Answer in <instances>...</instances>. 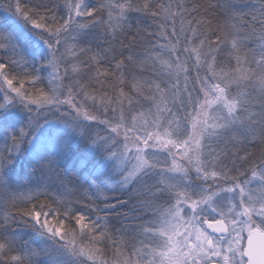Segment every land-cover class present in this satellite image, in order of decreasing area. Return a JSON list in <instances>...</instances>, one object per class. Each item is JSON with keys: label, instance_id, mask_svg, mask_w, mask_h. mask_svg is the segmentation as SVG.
Listing matches in <instances>:
<instances>
[{"label": "snow or ice", "instance_id": "6c2138e0", "mask_svg": "<svg viewBox=\"0 0 264 264\" xmlns=\"http://www.w3.org/2000/svg\"><path fill=\"white\" fill-rule=\"evenodd\" d=\"M5 11L0 264H264V0Z\"/></svg>", "mask_w": 264, "mask_h": 264}, {"label": "trees", "instance_id": "16d2710c", "mask_svg": "<svg viewBox=\"0 0 264 264\" xmlns=\"http://www.w3.org/2000/svg\"><path fill=\"white\" fill-rule=\"evenodd\" d=\"M9 0H0V20L5 17H10L12 19H15L12 12L5 11V8L7 7ZM22 3L28 4L33 2V0H21ZM91 3H95L96 0H90ZM163 2L167 3L168 0H163ZM214 0H189L190 3H200L202 5H206L208 3H212ZM238 2V0H237ZM14 3V0H13ZM6 14V15H5ZM219 18V17H218ZM129 24H131V32L135 33L137 29L139 28L141 30V35H144V30L148 31H154L155 26L152 22V20L149 17H145L143 14L140 13H130L129 14ZM97 35L98 39L95 41V44L99 46L97 50L100 48L107 47V44L104 42V35L101 29H94L93 30ZM120 39L124 40V42L127 44L129 41L125 37H120ZM116 46L119 47V41L116 42ZM132 50L133 51H142V47L139 45V43H133L132 44ZM127 55V52L124 53ZM105 66L107 67V62H105ZM126 209H121L120 211H124ZM112 224L115 225L116 228L121 227L120 219L119 218H113Z\"/></svg>", "mask_w": 264, "mask_h": 264}, {"label": "rangeland", "instance_id": "374dc122", "mask_svg": "<svg viewBox=\"0 0 264 264\" xmlns=\"http://www.w3.org/2000/svg\"><path fill=\"white\" fill-rule=\"evenodd\" d=\"M5 15H6V14H5ZM4 17H5V16H4ZM4 17H3V18H4ZM3 18H2V19H3ZM2 19H1V20H2Z\"/></svg>", "mask_w": 264, "mask_h": 264}]
</instances>
